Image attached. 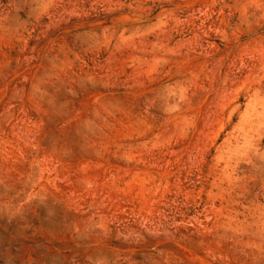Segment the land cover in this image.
I'll return each mask as SVG.
<instances>
[{
  "label": "rangeland",
  "instance_id": "1",
  "mask_svg": "<svg viewBox=\"0 0 264 264\" xmlns=\"http://www.w3.org/2000/svg\"><path fill=\"white\" fill-rule=\"evenodd\" d=\"M0 264H264V0H0Z\"/></svg>",
  "mask_w": 264,
  "mask_h": 264
}]
</instances>
